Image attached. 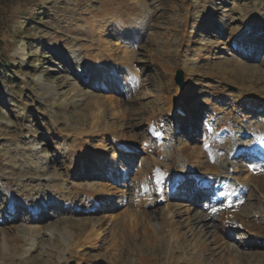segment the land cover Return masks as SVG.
Wrapping results in <instances>:
<instances>
[{"label": "rangeland", "instance_id": "374dc122", "mask_svg": "<svg viewBox=\"0 0 264 264\" xmlns=\"http://www.w3.org/2000/svg\"><path fill=\"white\" fill-rule=\"evenodd\" d=\"M119 15L145 19L144 33L130 44L131 55L125 67L118 65L117 76L110 70L97 75L111 77L107 88L96 84L94 72L91 77L85 76L90 80H79L81 75L75 69L76 60L83 56L79 48L94 57L103 45H110L112 58L121 62L122 45L112 47L116 34L99 32L103 23ZM259 34H264V0H0V185L9 187L18 182L26 192L42 188L34 195L48 200V204L43 202L46 207H41L39 215L21 209L14 213L7 210L0 190V229L15 225L22 236H33L38 241L32 250L17 246L4 250L0 264H165L172 246L176 264H222V253L214 249V239L222 228L221 214L213 211L222 203L224 185L215 178L211 192L193 189V175L178 153L187 146L204 157L206 153L199 150L206 148L208 152L205 143L209 133L227 140L237 121L264 124V36ZM178 69L184 72L183 88L175 80ZM126 71L132 75L125 77ZM123 78H139L140 82L123 83ZM245 90L247 95L241 97ZM182 91V104H187L184 109L188 106L191 115L171 122L165 109L169 102L174 104L175 98H181ZM125 94L121 98L123 113L116 115L106 100ZM148 119L156 121L153 130L147 125ZM96 120L99 132L88 133ZM208 123L213 127L210 130ZM81 129L88 132L76 136ZM245 135L237 136L247 141ZM117 142L130 148L136 144V148L123 154ZM74 147L89 149L86 168V158L79 155L81 160H74L69 155ZM238 151L235 170L240 172L233 175L244 177L251 170H264V157L252 158L255 150L243 152L239 146ZM151 157L162 158L171 166L170 173H184L187 191L166 193V181L162 185L165 194L157 200L158 191L150 174L142 177L139 169ZM157 166L146 168L162 169V165ZM194 169L211 176L203 168ZM62 182L67 185L64 191L60 189ZM84 185H104L111 197L89 209L61 204L71 189H76L78 196ZM144 185L150 190L145 191ZM139 191L150 198L145 200H149L146 205L152 204L147 206L150 218L157 219L167 206L181 213L177 220L182 236L175 243L162 231L158 241H153L143 228L135 235L127 231L122 238L116 233L120 255L113 256L114 248L107 251L114 240L109 217L133 212ZM188 192L194 193L189 196ZM242 195L243 208L257 206L258 190L252 183ZM83 197L80 202L92 203ZM190 205L192 215L211 212L203 227L195 225V238L183 213ZM253 220L257 229L264 231V207L262 215L257 214ZM31 224L41 226L40 233L32 232ZM91 225L106 232L99 247L68 250L62 236L66 228L83 235ZM225 231L227 240L239 245L244 253L243 264H262L264 240L250 241L241 229ZM139 253L147 260H142Z\"/></svg>", "mask_w": 264, "mask_h": 264}, {"label": "bare ground", "instance_id": "6f19581e", "mask_svg": "<svg viewBox=\"0 0 264 264\" xmlns=\"http://www.w3.org/2000/svg\"><path fill=\"white\" fill-rule=\"evenodd\" d=\"M142 11L145 13L146 8L145 7L142 8ZM212 11H214V7L212 8ZM209 14H210V12H209ZM136 18L128 16V15H126V16L125 15L124 16L119 15L116 18H113L112 20H107L105 22V24L103 23L99 29V32L101 34L102 33H111V34L115 33L116 34V41L112 45V47L118 46V48H119L122 45L123 55H122L121 62L118 63L115 61L114 58H112V53H113L112 51L113 50L111 51L110 45H106V44L103 45L100 53L94 57L85 49H83V48L78 49V51L83 52V56L79 57L76 60V68L75 69H77V72H79V73H77L78 76L81 75L80 76L81 79H79V80H82V81H83V79L86 81L90 80L88 77H85V76L89 74L91 77L93 72H94V74H96V76H93V78H96V84H99L101 86V88H107L108 85L111 86L110 85L111 84L110 82H112V81H110L111 77H110V79H108V78L98 77L97 75L102 73V72H105L106 70H110L112 72V74L115 73V76H117L118 70H119L118 65H121L122 68L125 67L124 63L127 61L129 56L131 55V50L129 49L130 44H134L136 42V40H138L140 38V35L144 33L145 19L144 20L141 19L142 21H140ZM145 18H146V16H145ZM110 29H112V30H110ZM108 30H110V31H108ZM260 36L262 37V36H264V34H259L258 37H260ZM250 47L253 48L252 46H250ZM63 52H64L63 50L59 51V53L62 55V57L66 56V55H63ZM83 70H86L87 73H80L81 71L83 72ZM129 72L126 73L125 77H129L132 75ZM123 79H124L123 83L124 82H131L132 85L134 84V82L136 80L138 82H140L139 78H136V79L134 78L135 81H133V80H129V81L127 80L126 81V78H123ZM117 80H118V78H116L113 81L116 82ZM120 81H121V79H120ZM121 86H122V84L120 86H118V88H120ZM139 86H140V83H139ZM135 88H136L135 86L133 88H131V91L134 90ZM78 91L81 92L82 89L78 90ZM127 92H129V90ZM183 93H184V91H182V93H180V95L181 94L183 95ZM245 93H247V90L241 92L240 96L244 97L245 95H247ZM182 95H181L180 99L175 98L174 104H173V102L172 103L169 102L168 107L165 109L166 113L169 114V117L171 118V122H175L178 117L189 118L191 115L190 111H188V109H186V108H188V106L184 109V107L187 104H185V103H184V105L182 104L183 101L185 100L182 98ZM125 96H126V94L123 96L122 95L118 96V98H116V100H114L113 97L109 96L106 100L107 102H109L111 107L115 110L116 115H120V113H123V108H122L123 103H122L121 98H123ZM165 98H168V96H165ZM177 103H179V104H177ZM170 104H171V107H169ZM172 105H176V107H173ZM181 105H182V107H181ZM98 110H100V109H98ZM150 120L152 121V123L149 124L148 122ZM155 123H156V121H154L152 119H148V121H147V125L149 126V128L151 130H153V126L155 125ZM236 123H238L236 125V127L232 126V130H233V131L231 130L233 132L232 136L227 140H222V138L217 137V134H216V136L213 134H210V133L208 134V137H207L206 143H205L206 144L205 147L206 146L208 147V152H207V150H205L206 148L205 149L201 148L199 150L200 153H204V154L206 153L204 155V157H200V154L199 155L195 154V151L193 149H192V151L189 150V148H187V146L182 147L178 154H179V157H181L182 159L185 160L186 165H188V166H186L188 172L193 175L192 180H191V182L193 181L192 184L194 185L193 189H195V188H197L198 190L204 189L203 190L204 193H208V192L212 191L213 187L215 188V182H216L215 178L222 181L224 188H225V190H222V192H221L222 197L220 199V202L222 201V203H218L214 207V211L211 209L217 215L221 214L220 221H221L222 228L227 230V231L228 230L236 231L238 229H241L242 233L246 234L248 237L247 239H249L250 241H254V240L257 241L258 239L264 240V231L258 230L257 229L259 227L258 224H257V222H255L253 220V217H255L257 214L261 213V215H262V210L264 207V190H263V188H264V170L260 171V172L251 170L249 172V174L245 175L244 177L243 176L237 177V176L233 175V174H236L237 171H238V173L240 172L239 170H235V169H237L235 157H236V153L240 152V151H238L239 146L242 147L243 152H250V151L255 150L254 154L251 153L252 158L254 160L255 159L257 160V158H259V157H264V124L261 123L258 126H253L251 124L242 123L239 121H237ZM98 125H99V121L95 122L92 126L93 130H91L89 132L84 131V129L78 130V133H76V136H79L85 132L92 133V134L97 133V132H99L97 130ZM207 128H208V130H210L213 127L211 124L209 125V123H208ZM215 129L216 128L213 129L214 134H215ZM112 133L115 137H118L116 134V131H112ZM234 134H235V136H234ZM243 134L244 135L247 134V135H245V137H248L247 141L240 140L241 139L240 137L244 136ZM237 135H239L240 137H238ZM118 141H120V140H118ZM244 142H245V144H244ZM102 144L106 145V141L103 142ZM116 146L119 147V149L123 152V154L127 153L128 150H130V152H134V149L136 148V144L132 148L128 147L127 145H122V147H121L118 145V142H117ZM103 151L105 152L106 150H103ZM219 152H221L222 154H220ZM88 153H90V151L88 148H85V147H74V149L69 151V155L71 157H74L75 158L74 160H77V159L81 160L79 155L80 156L82 155L81 157H83L85 159L86 155H88ZM106 153L107 152H105L104 155ZM86 161H87V158L84 161L85 162V168H86ZM214 162H215V164H214ZM150 164L154 167V169H158L157 165H160V166L162 165L160 167L162 169H160V170H154L153 169L152 171H149V170H147L146 167ZM194 167H196V168L200 167V168L205 169L206 171H208V173L211 174V176L209 174H207V172H205V173L197 172V170L194 169ZM114 168H116V167H114ZM170 168H171L170 165L165 164L163 159L158 158V157L147 158L144 161V166H142V168H139L142 171V174H143L142 177L150 174V176L152 178V184L154 186V189H156L158 191V193H157L158 199L157 200L161 199L163 197V194H165V192L162 190L163 189L162 185H164V183H166V181H169L167 184L168 191H166V193L177 194L180 192L181 193L185 192V190L187 189L188 184L184 182L186 180L185 179L186 175L184 173H179V172H175V173L171 172V173H173V174H171L169 172ZM116 170L117 169H115V173H116L115 177H118V173ZM83 172H84V170H83ZM170 175H171V178H170ZM73 176H75V175H73ZM231 178H232V180H231ZM219 180H217V181H219ZM249 183H252L256 187V189L258 190V203H257V206H253L250 209H245L241 205L244 202L243 200H245V199H243V197H241L239 195H242L243 193L247 192L248 187H249ZM10 184L11 185L9 187L0 185L1 193L4 196L5 202H7L6 203L7 204V210H9L8 208H10V212H14V213L17 212L18 213L19 209H21L22 211L26 210L27 213H29L30 215L35 214V213H33L34 211L38 213L37 215H39V212L42 210V208L46 207L45 206L46 203H43V202L46 200L47 204H48L47 199H44V198L41 199L40 196L37 197L36 195H34L36 193L40 194V192L43 191L42 188L37 189V192H33L32 190H30V192H31L30 193V192L24 191L26 189H22V188L20 189V187H18V184H19L18 182L17 183H10ZM142 184H144V183H142ZM178 184H180V187H178ZM183 184H184V189H181L183 187ZM61 185H60L61 186L60 189L62 188L61 190L64 191L65 187L67 188V185L64 182H62ZM14 186H16V187H14ZM144 186H145V191L150 190V187H147L146 185H144ZM193 189L190 188L189 190H193ZM66 192H68V191H66ZM76 192H77L76 189H74V190L71 189L70 194L68 195L69 192L67 193L68 199L60 200L61 204H62V202H65L63 204V206L66 205V206H69L70 208H78V207H82V206H84L86 208V206H87L86 209H89L93 206H97L100 202L97 205H94V204H96L98 201H102V202L108 201L109 198L111 197V194H112L110 192V189L106 188L104 185H101V186L100 185H84L81 188L78 196L76 195L77 194ZM193 193L194 192H191V193L188 192L187 194L189 196L190 195L192 196ZM136 194H137V197L135 200V208L133 209L134 210L133 212L132 211L131 212L130 211H124V212H122L121 216L115 214V215H112L109 217L110 219L108 221V227L112 230L111 234L114 237V240H113V237L111 236L113 242H112L111 246L107 247V251L114 248V250H116V252L112 253L113 256L119 254V252L117 251L118 250L117 247L119 244V238L117 237L118 233L120 234V237L122 238V236L126 235L127 231H130V233L135 235V234H137V232H141L140 230H141V228H143L142 231L148 233L150 238L153 239V241H158L160 238V235H161L160 233L162 231L164 233L167 232L169 238H171V240L175 243H178V239L182 236V232H181L182 227H180V225H178V220H177V218L179 217V215L181 213H179V215H178L172 206H167L166 209L162 210V213L160 212L161 214L157 217V219H152V218H150L149 213H148V209H147V206L149 208V207H151L152 204L146 205V203H145V202L149 201V200L145 201L146 199H150L149 196L146 195L144 197V192H142V191H139ZM67 195H66V193H64V196H67ZM245 195H247V194H245ZM83 196L87 197L85 199H88L92 203L89 204V203H85V202H80L81 199H82V201L84 200ZM235 196H237L239 198H236L234 200L233 197H235ZM242 196H244V195H242ZM190 198H192V197H190ZM88 200H86V201H88ZM237 200L239 202L236 205L234 203ZM152 201L153 200H151V202ZM79 202H80V204H79V206H77ZM231 203H232V205H231ZM87 204H89V205H87ZM22 206H24V207H22ZM190 211H191V205L189 207H187V209H185L183 213L186 215L185 220H187L188 226L190 225L188 230L190 231L192 236H194V238H195V225H197V226L200 225L203 227L205 224L204 222L208 221L211 218L209 215V214H211V212L208 211L209 212L208 214L206 213V214H201V215H197V214L192 215L190 213ZM254 213H256V214H254ZM37 215H35V216H37ZM192 222H195V223H192ZM95 226L97 227V225H95ZM31 229H32V232L37 234V233H40L42 228H41V226L37 227V226L31 224ZM221 229L219 230V234L214 239V244H215L214 249H215V251H219L222 253V257H221L222 264H243L244 263L243 262L244 261V259H243L244 253L242 251H240L239 245H236V244L234 245V244L230 243L227 240V235H226L227 232L226 231L223 232V229L222 230ZM62 236H63L64 240L66 241V244L68 246V250L69 249L74 250L78 247L83 248L85 246L97 248V247H99V244H100L99 242L106 237V232L103 228L99 227L96 229V228H94V226H92V227H90L89 230H87L86 233H84L83 235H80V234H76L73 231L66 228V230ZM196 236H198V235L196 234ZM196 242L198 244H200L199 239H196ZM37 244H38L37 238H34L33 236L30 237L28 235L22 236L17 231L15 225H11L8 228L0 229V255L2 254V252L4 250H6V249L9 250L11 246H17V247H19L25 251H28V250H32V249L36 248ZM173 249H174V247L172 246L171 251H170V253H169V255L165 261V264H176V256L173 253L174 252ZM139 254L142 257V260L143 259H144V261L147 260L146 256L142 255L141 253H139ZM142 264H144V263H142ZM262 264H264V261L262 262Z\"/></svg>", "mask_w": 264, "mask_h": 264}, {"label": "water", "instance_id": "95a60500", "mask_svg": "<svg viewBox=\"0 0 264 264\" xmlns=\"http://www.w3.org/2000/svg\"><path fill=\"white\" fill-rule=\"evenodd\" d=\"M175 80L177 83H179V85L183 88L185 85V80H184V72L181 69L177 70V74L175 77Z\"/></svg>", "mask_w": 264, "mask_h": 264}]
</instances>
